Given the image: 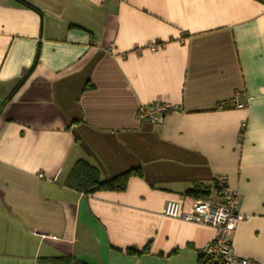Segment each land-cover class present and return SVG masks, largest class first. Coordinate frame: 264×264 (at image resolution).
I'll use <instances>...</instances> for the list:
<instances>
[{
  "label": "crops",
  "instance_id": "0c3cea01",
  "mask_svg": "<svg viewBox=\"0 0 264 264\" xmlns=\"http://www.w3.org/2000/svg\"><path fill=\"white\" fill-rule=\"evenodd\" d=\"M77 160L137 173L85 194ZM216 176L232 253L264 264V0H0V264H197L214 228L162 208L218 202Z\"/></svg>",
  "mask_w": 264,
  "mask_h": 264
},
{
  "label": "built area",
  "instance_id": "2783aa9c",
  "mask_svg": "<svg viewBox=\"0 0 264 264\" xmlns=\"http://www.w3.org/2000/svg\"><path fill=\"white\" fill-rule=\"evenodd\" d=\"M243 106V103L231 99L218 103L217 108H242ZM173 109L174 107L169 105L152 103L139 108L137 115L158 126L163 116ZM213 187L218 193V202L198 201L184 210L179 200H168L162 208V214L214 228L213 239L201 251L202 264H259L251 259L238 257L231 251L229 233L242 219L237 212V192L231 189L221 176L213 179Z\"/></svg>",
  "mask_w": 264,
  "mask_h": 264
},
{
  "label": "trees",
  "instance_id": "16d2710c",
  "mask_svg": "<svg viewBox=\"0 0 264 264\" xmlns=\"http://www.w3.org/2000/svg\"><path fill=\"white\" fill-rule=\"evenodd\" d=\"M35 64H36V59L35 62L32 64V66L25 72V74L19 80V83L13 89L12 92H15L23 84V82L30 75ZM136 173H137V169H131L117 176H114L106 181H101L99 180V175L96 168L89 165L85 161L77 160L70 169L67 184L75 188L77 191L83 192L85 194L92 193L97 190L123 191L126 187V182L128 177ZM184 194L198 199H207V196L209 194V189L206 186L193 185L192 187L187 189L184 192ZM143 250L127 249L126 252L138 254V253H142ZM202 263H203V258L200 252L199 257L197 259V264H202Z\"/></svg>",
  "mask_w": 264,
  "mask_h": 264
},
{
  "label": "bare ground",
  "instance_id": "6f19581e",
  "mask_svg": "<svg viewBox=\"0 0 264 264\" xmlns=\"http://www.w3.org/2000/svg\"><path fill=\"white\" fill-rule=\"evenodd\" d=\"M223 110V109H222Z\"/></svg>",
  "mask_w": 264,
  "mask_h": 264
}]
</instances>
